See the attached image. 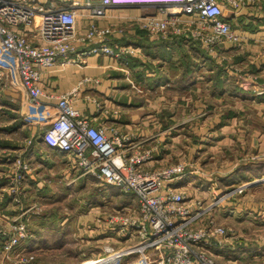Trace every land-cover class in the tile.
<instances>
[{"label":"crops","instance_id":"0c3cea01","mask_svg":"<svg viewBox=\"0 0 264 264\" xmlns=\"http://www.w3.org/2000/svg\"><path fill=\"white\" fill-rule=\"evenodd\" d=\"M58 1L60 6L71 3ZM256 3L240 13L225 10L241 41L238 45H222L215 54L204 49L210 56L206 58L192 38L150 39L144 29L130 21L131 17L157 12L159 5L109 6L108 19L97 20L102 25L127 26L125 34L113 42L138 48L130 63H119L104 54L90 56L86 64L68 63L45 72L44 86L48 91H64L84 76L92 77L93 82L83 85L76 106L96 115L95 123L116 124L143 149H151L155 167L187 162L190 173L178 184L191 196L211 203L241 181L264 174V0ZM76 11L78 29L83 31L90 17L84 0ZM86 47L77 42V51ZM5 82L0 79V138L21 132L22 139L14 143L29 169L22 172L13 154L0 155V228L9 227L15 217L27 221L30 235L19 242V247L22 244L35 253L36 259L49 256L50 260L62 257L85 262L94 259L95 245L102 246L100 256L106 254L107 243L115 247L128 244L121 235L105 231L110 225L106 213L139 206V201L135 206L123 203L122 192L133 191L121 185L109 184L98 190L100 195L95 191L92 204L83 199V204L72 210L77 212L75 220L65 212L58 214L59 196L72 195L70 187L59 189V182L70 184L81 179L84 185L90 181L99 186L104 183L93 175L80 176L69 157L45 141L43 130L27 114L25 91ZM5 146L0 144L4 156L8 155ZM20 174V193L3 190ZM36 206L46 211L37 213ZM100 210L105 212L99 224ZM215 212L220 220L236 228V234L227 237L226 247L218 250L219 262L264 264V188L258 186L246 194L223 199ZM10 215L14 216L12 221ZM4 238L0 234V243ZM75 238L81 253L72 256L69 252L73 250L67 245ZM130 258L126 263L136 261L138 256ZM41 261L30 264H46Z\"/></svg>","mask_w":264,"mask_h":264},{"label":"built area","instance_id":"2783aa9c","mask_svg":"<svg viewBox=\"0 0 264 264\" xmlns=\"http://www.w3.org/2000/svg\"><path fill=\"white\" fill-rule=\"evenodd\" d=\"M256 2L84 0L90 17L84 30L79 31L76 6L81 0H71L69 6H60L58 0H0V79L25 91L30 120L41 127L46 142L69 157L80 176L93 175L104 184L121 185L138 196V207L108 212L105 217L110 224L105 231L121 235L128 244L115 247L107 243L106 254L83 264H121L136 254L140 260L130 264H221L218 250L226 247L227 237L235 235L236 228L220 220L215 208L223 199L246 194L258 186L264 188V174L243 180L206 203L178 184L190 173L187 162L155 167L151 149H143L116 124L95 123L96 115L76 106L83 85L93 82L92 77L84 76L70 89L52 92L44 86L43 74L68 63L86 64L90 56L99 54L130 63L138 48L113 42L125 34L127 26L102 25L97 20L108 19L109 6L157 4V12L143 13L130 21L144 29L150 39L184 36L215 54L220 46L241 41L225 10L240 13ZM77 42L89 47L77 51ZM42 96L56 100H44ZM16 158L22 172L28 171V164L20 156ZM21 185L20 174L3 190L20 193ZM104 212L99 211V224ZM28 225L15 217L9 227L0 228V234L6 237L0 243V264H30L36 258L35 253L17 247L29 237Z\"/></svg>","mask_w":264,"mask_h":264},{"label":"rangeland","instance_id":"374dc122","mask_svg":"<svg viewBox=\"0 0 264 264\" xmlns=\"http://www.w3.org/2000/svg\"><path fill=\"white\" fill-rule=\"evenodd\" d=\"M22 137H23V135L21 134V132H17V133H14L13 135H11L8 139H1L0 138L2 140V141H0V144L6 145L4 148H7V149H4V151H5L4 153H8V155L5 154L6 156H4L3 154H0V155L2 157H8V156L13 157L12 155H10V154H13L14 158H16L17 156H21L20 155V151H18V149H20V147H15L14 141L21 140ZM13 152H15V153H13ZM88 176H90V175H88ZM80 180L81 179L74 180L70 184H66V182H64V184L59 182L58 188L63 190V191H65L66 189H68L70 187L71 190H72V195L69 196L68 198L65 197V195L59 196V198L57 200L58 203H60L57 206L58 214H60V213L62 214V213L65 212L66 214L73 215L74 220H75V216H76L77 212H75V210L74 211H72V210L75 207L80 206L81 203L83 204V199L84 200H88V204L89 203L92 204L93 201L91 199H92L93 195L95 194V191H96V194L100 195L101 194V190L98 192L99 189L103 190L104 188L110 187L109 184H104V185L101 184L99 186L97 184L98 182H93V181H90V182H88L87 184L84 185V183L82 182L83 180L82 181H80ZM120 198H122L121 200L123 201V203L126 202V203L134 205V206L138 203V198H137V195H136L135 192H124L123 191ZM106 199H110L113 202V198L112 197L109 198L107 196ZM53 201H55V199ZM39 207L42 208V206H36L35 207L37 213H39V212L43 213V212L46 211V208H43V210H40V209H38ZM60 207H61V209H60ZM13 209L15 210L16 208H13ZM10 213L12 214V212H10ZM15 213H17V212H14L13 214H15ZM10 216L11 217H10L9 220L12 221V218L14 216H16V214L14 216H12V215H10ZM5 239L6 238H4L3 241ZM75 241H76V238L73 239V241H71L70 244L67 245V249H72L73 250L72 252H69L67 250L69 252V254L71 253L72 256H76L79 253H81V246L77 245V243H75ZM2 245H4V244H2ZM19 246L20 245H18L17 247H19ZM21 247H23L22 244H21ZM95 247L96 248L94 249V252L96 253V255L95 256H91V258H97L99 256L98 254L100 252H102V250H101L102 246L95 245ZM258 251L259 250L255 251L254 253H256ZM100 256H102V255H100ZM135 256L137 257L138 255L136 254ZM47 258L46 257H38L37 259L34 258V260L31 261V263H34L35 260H37V261L42 260L46 264H81L82 262H84V261H77L76 259L75 260H67V259L62 258V257H57L56 259H52L51 258L52 260H50L49 258L47 259ZM126 260H128V258L124 259V261L121 264H124V262ZM136 260H140V257L138 256V259H136ZM42 261H41V263H42ZM130 261H131V258H130Z\"/></svg>","mask_w":264,"mask_h":264},{"label":"trees","instance_id":"16d2710c","mask_svg":"<svg viewBox=\"0 0 264 264\" xmlns=\"http://www.w3.org/2000/svg\"><path fill=\"white\" fill-rule=\"evenodd\" d=\"M174 38H176V37H174ZM173 38V39H174ZM201 55L204 57V58H206V57H210L207 53H206V51L204 50V49H201ZM219 75H221V74H219Z\"/></svg>","mask_w":264,"mask_h":264},{"label":"bare ground","instance_id":"6f19581e","mask_svg":"<svg viewBox=\"0 0 264 264\" xmlns=\"http://www.w3.org/2000/svg\"><path fill=\"white\" fill-rule=\"evenodd\" d=\"M95 264H97V263H95Z\"/></svg>","mask_w":264,"mask_h":264}]
</instances>
